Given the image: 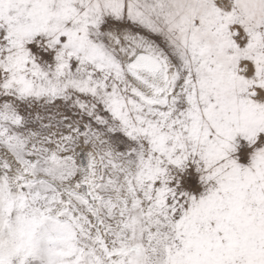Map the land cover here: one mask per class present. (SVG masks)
I'll list each match as a JSON object with an SVG mask.
<instances>
[{
	"label": "snow or ice",
	"instance_id": "1",
	"mask_svg": "<svg viewBox=\"0 0 264 264\" xmlns=\"http://www.w3.org/2000/svg\"><path fill=\"white\" fill-rule=\"evenodd\" d=\"M0 264H264V0H0Z\"/></svg>",
	"mask_w": 264,
	"mask_h": 264
}]
</instances>
